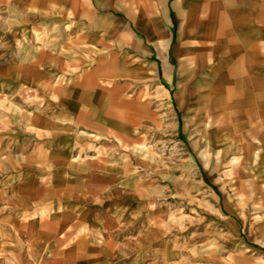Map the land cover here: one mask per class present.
Segmentation results:
<instances>
[{"label": "rangeland", "instance_id": "rangeland-1", "mask_svg": "<svg viewBox=\"0 0 264 264\" xmlns=\"http://www.w3.org/2000/svg\"><path fill=\"white\" fill-rule=\"evenodd\" d=\"M86 16L0 5V189L14 187L0 190V264H58L89 245L80 234L102 238L107 264H264V195L227 147L242 131L264 143V64L223 42L161 51L131 24ZM85 192L97 215L70 225Z\"/></svg>", "mask_w": 264, "mask_h": 264}, {"label": "crops", "instance_id": "crops-1", "mask_svg": "<svg viewBox=\"0 0 264 264\" xmlns=\"http://www.w3.org/2000/svg\"><path fill=\"white\" fill-rule=\"evenodd\" d=\"M134 2L135 6H130L133 3L132 0H0V5H13L24 14L25 18L38 20L54 17L60 19L69 15L74 18H85L87 13H89L88 17H91L90 13L94 12V21L96 18H104V31L110 30L111 19L117 18L118 25L122 24L123 27L125 22L131 24L144 36H147L144 29L148 22L149 28L160 29L162 33H165L164 44L167 49L171 44L179 41L195 45L198 42H204L207 46L209 45L207 48L214 50L216 43L223 42L227 45L226 53L231 57L244 58L247 55L245 52H248L249 57L246 61L252 62L244 63L246 67L256 68L259 63L264 64V0H135ZM131 11L135 13H130ZM106 20L109 21L108 24ZM182 25L188 28L190 35L198 37L179 39ZM211 43H214V46ZM153 63L159 75L161 62L154 60ZM91 100L90 93L84 94L81 99V105L87 112V114L85 112L84 120L87 123H89L90 115L88 109L93 104ZM79 196L77 199L73 196L72 198L76 201L69 203L71 204L70 212L66 215L71 218L70 225L90 224L97 215V212L93 211V205L83 204L87 192ZM63 234L67 235L68 231H64ZM75 237L76 242L90 243L80 251L71 252L65 249L62 254L63 259L71 253L70 258L75 260L74 264H107V255L101 250L99 244L102 243V238L98 237L96 247L92 246L96 240L93 241L90 235L80 234ZM57 263L66 264L63 261Z\"/></svg>", "mask_w": 264, "mask_h": 264}, {"label": "bare ground", "instance_id": "bare-ground-1", "mask_svg": "<svg viewBox=\"0 0 264 264\" xmlns=\"http://www.w3.org/2000/svg\"><path fill=\"white\" fill-rule=\"evenodd\" d=\"M145 31L147 32V39L151 42H154L158 49L161 51L164 49V37L165 33H162L160 29H151L149 28L148 22H146ZM185 37H191L196 38L197 35H190L188 28L184 25H182V33L179 35V39L185 38ZM140 68L142 71H151L153 68V63H148L147 65L144 63L140 64ZM164 78L167 82H170V71L166 67L164 71ZM23 79V78H22ZM29 80H26L28 82ZM245 81L250 85L252 89H254V84L251 83V79L249 77L245 78ZM250 82V83H249ZM246 84V83H245ZM244 88H246V85H244ZM257 88V87H256ZM240 138L230 140L227 144V147H231V154L232 159L238 163V170L244 172L247 177H250V185L254 188V190H257L261 195L260 199H262V195H264V143L262 144L260 150L257 149L255 145H252L249 143L248 135L244 131L239 133ZM229 138V137H228ZM234 138V137H233ZM230 151V150H229ZM263 166L261 169L259 166ZM23 182V186L26 187L28 190H31L34 186H36L35 183L31 181H26L27 177L25 176ZM4 193L10 194L12 191H14V187L11 186H3L2 189H0ZM138 212L131 211L129 212L128 217L132 218L137 215ZM234 223H230L229 227H234ZM34 249L40 250L39 246L32 245ZM69 253L62 261H67L70 259Z\"/></svg>", "mask_w": 264, "mask_h": 264}]
</instances>
